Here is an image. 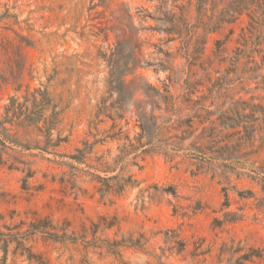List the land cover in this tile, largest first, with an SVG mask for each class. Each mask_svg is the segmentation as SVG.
I'll return each instance as SVG.
<instances>
[{"label":"rangeland","instance_id":"obj_1","mask_svg":"<svg viewBox=\"0 0 264 264\" xmlns=\"http://www.w3.org/2000/svg\"><path fill=\"white\" fill-rule=\"evenodd\" d=\"M248 22L0 0V120L26 89L62 110L48 137L0 125V264H264V65L233 58Z\"/></svg>","mask_w":264,"mask_h":264},{"label":"trees","instance_id":"obj_2","mask_svg":"<svg viewBox=\"0 0 264 264\" xmlns=\"http://www.w3.org/2000/svg\"><path fill=\"white\" fill-rule=\"evenodd\" d=\"M187 1L192 2L193 0ZM220 5L221 7H219ZM195 7L201 25L207 31H214L221 27L222 24L232 23L241 15L246 14L249 19L248 26L246 31L245 29L242 31L238 39L240 46L236 47L233 58L234 60H239L242 57L247 58L248 62L254 64L250 67V70L255 72L264 65V0H195ZM207 12L209 14L206 15ZM204 16H206V20H203ZM173 18L174 16L169 19L172 22V31L169 32L180 34V30L175 29L177 24L173 23ZM185 23V27H189V23ZM172 39L173 37L168 40ZM222 43L220 40L216 41L217 48L214 50L216 55H220L222 52L220 48ZM204 45L205 41L202 42V52L205 49ZM254 54L260 55L261 61L259 64L255 61ZM260 107V105H255L253 108ZM55 108L56 104L53 103V99L46 89L35 88L32 91L26 89L21 98L16 95L9 98L8 103L4 107L0 125L4 131L10 129L5 126V123L16 126L23 124L32 125L36 126L40 131L45 128L48 137L50 130L59 122L58 117L62 113V110H56ZM50 110L51 112L48 114ZM261 110L264 114V108ZM39 123H42V125L39 126ZM47 140L48 142L51 141L49 138ZM61 141H65V137H60L59 133L54 145H58ZM0 163H5L1 156Z\"/></svg>","mask_w":264,"mask_h":264}]
</instances>
